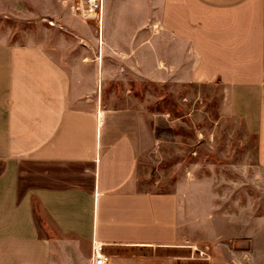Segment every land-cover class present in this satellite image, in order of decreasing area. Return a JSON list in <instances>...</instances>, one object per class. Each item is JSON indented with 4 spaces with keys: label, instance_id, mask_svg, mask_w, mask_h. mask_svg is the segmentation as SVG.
Returning <instances> with one entry per match:
<instances>
[{
    "label": "crops",
    "instance_id": "1",
    "mask_svg": "<svg viewBox=\"0 0 264 264\" xmlns=\"http://www.w3.org/2000/svg\"><path fill=\"white\" fill-rule=\"evenodd\" d=\"M53 16L71 46L0 42V264H89L96 244L108 256L219 240L209 200L220 196L204 183L145 189L144 160L160 153L170 112L112 107L101 88L114 76L131 88V76L216 89L215 124L252 135L248 167L264 172V0H102L100 28L69 9Z\"/></svg>",
    "mask_w": 264,
    "mask_h": 264
},
{
    "label": "rangeland",
    "instance_id": "2",
    "mask_svg": "<svg viewBox=\"0 0 264 264\" xmlns=\"http://www.w3.org/2000/svg\"><path fill=\"white\" fill-rule=\"evenodd\" d=\"M25 1L0 0V42H32L48 50L58 43L71 46L70 34L53 16L70 10L68 6L58 0H32L30 7ZM73 17L78 18L74 13ZM129 79L131 88L117 86L121 83L115 76L112 86L102 83L103 97L112 107L167 111L173 122L171 131L164 133L160 153L144 160L145 189L163 192L180 186L184 190L189 180L200 188L204 183L205 190L220 196L209 200L216 207L214 215L220 216L215 227L220 239L198 247H106L112 264H264V172L255 173L248 167L254 157V137L232 121L215 124L216 89H159L152 83ZM159 98L161 103L155 104ZM194 203L200 205L201 201L194 199ZM234 214L240 222H232L236 221ZM37 216L40 229L51 234L48 220L41 213ZM234 226L239 231H234ZM250 227L254 230L251 234Z\"/></svg>",
    "mask_w": 264,
    "mask_h": 264
},
{
    "label": "built area",
    "instance_id": "3",
    "mask_svg": "<svg viewBox=\"0 0 264 264\" xmlns=\"http://www.w3.org/2000/svg\"><path fill=\"white\" fill-rule=\"evenodd\" d=\"M63 6H68L79 19L84 22L95 20L98 27L101 24L102 0H58ZM109 257L104 252V246L96 244L92 247L89 264H108Z\"/></svg>",
    "mask_w": 264,
    "mask_h": 264
}]
</instances>
